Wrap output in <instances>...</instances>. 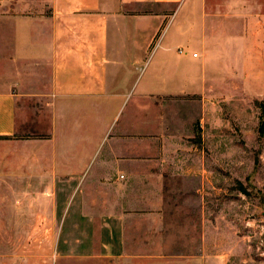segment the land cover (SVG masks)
I'll list each match as a JSON object with an SVG mask.
<instances>
[{"label": "crops", "instance_id": "0c3cea01", "mask_svg": "<svg viewBox=\"0 0 264 264\" xmlns=\"http://www.w3.org/2000/svg\"><path fill=\"white\" fill-rule=\"evenodd\" d=\"M247 44L264 47V0H47L14 17L0 264H146L164 227L168 100ZM33 98L49 131L20 137L18 103Z\"/></svg>", "mask_w": 264, "mask_h": 264}, {"label": "rangeland", "instance_id": "374dc122", "mask_svg": "<svg viewBox=\"0 0 264 264\" xmlns=\"http://www.w3.org/2000/svg\"><path fill=\"white\" fill-rule=\"evenodd\" d=\"M45 5L0 0V61L11 55L13 18ZM236 53L208 63L197 93L168 100L164 227L146 264H264V47ZM18 108V136L48 133L44 102Z\"/></svg>", "mask_w": 264, "mask_h": 264}, {"label": "built area", "instance_id": "2783aa9c", "mask_svg": "<svg viewBox=\"0 0 264 264\" xmlns=\"http://www.w3.org/2000/svg\"><path fill=\"white\" fill-rule=\"evenodd\" d=\"M193 57H196V54H193Z\"/></svg>", "mask_w": 264, "mask_h": 264}]
</instances>
